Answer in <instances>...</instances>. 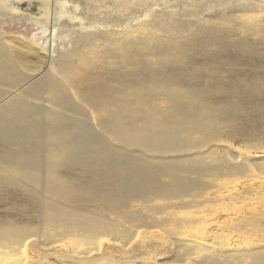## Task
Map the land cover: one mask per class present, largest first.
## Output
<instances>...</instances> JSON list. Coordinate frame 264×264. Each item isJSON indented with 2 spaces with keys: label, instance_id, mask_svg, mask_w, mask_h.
<instances>
[{
  "label": "bare ground",
  "instance_id": "bare-ground-1",
  "mask_svg": "<svg viewBox=\"0 0 264 264\" xmlns=\"http://www.w3.org/2000/svg\"><path fill=\"white\" fill-rule=\"evenodd\" d=\"M234 139L264 150V0H0V248L91 256L164 227L177 257L206 250L171 211L264 173ZM207 251L264 264V246Z\"/></svg>",
  "mask_w": 264,
  "mask_h": 264
},
{
  "label": "rangeland",
  "instance_id": "rangeland-1",
  "mask_svg": "<svg viewBox=\"0 0 264 264\" xmlns=\"http://www.w3.org/2000/svg\"><path fill=\"white\" fill-rule=\"evenodd\" d=\"M80 1L74 0L76 4ZM233 1L236 2L237 0ZM219 2L220 0H216V4ZM75 14L82 18L76 11ZM5 29L9 32H22L20 29L10 26L5 27ZM34 33L32 30L31 35ZM26 36L33 39L30 35ZM42 36L39 37L42 38L40 42L33 40L42 46H47L48 32L43 33ZM60 49H62L63 54L73 53L77 57L79 45L66 41ZM31 60H34L33 57ZM82 73L84 72H79L80 75ZM228 145L242 154H250L258 158L264 155L263 149L261 152L251 150L246 143L238 139L230 141ZM219 151L223 152V150ZM255 174H257V179L251 182H248L247 179L232 178L220 181L219 184L222 188L218 193L212 194V197L216 199L213 204L197 208L191 207L190 210L175 209L171 211L178 217L198 221L195 226L183 229L188 228L189 231L183 232H185V236H188L187 238L203 243L207 249L197 251L192 255L177 257L172 240L164 227L151 228V230L133 228L137 231L138 236L136 235L137 237L135 236V240L130 244L124 246L120 242L113 243L111 238L107 236L103 239L102 250L99 254L78 256L70 255L64 251H40L37 243L31 241L26 247V251L18 254L9 252L10 249L7 247L0 248V252H3L0 253V264H211L205 261L206 254H209L207 251L209 248L210 250H218V247L231 246L237 251H242L252 247L264 246V173L258 175L259 173L255 171ZM247 186L253 188L249 194L244 191ZM161 203L166 202L162 201ZM2 211L0 204V214ZM104 214L116 221L119 226L130 227L113 214ZM163 217H166L165 213L158 215V218ZM14 219L19 220L16 217ZM67 243L74 245L72 240L67 241ZM82 247L87 248V246H79L78 248L83 249ZM236 264H252V262L245 258V260L240 259Z\"/></svg>",
  "mask_w": 264,
  "mask_h": 264
}]
</instances>
